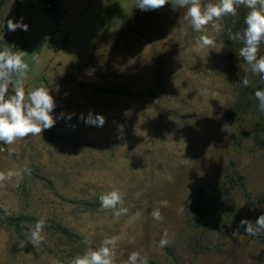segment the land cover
I'll use <instances>...</instances> for the list:
<instances>
[{"label":"rangeland","instance_id":"374dc122","mask_svg":"<svg viewBox=\"0 0 264 264\" xmlns=\"http://www.w3.org/2000/svg\"><path fill=\"white\" fill-rule=\"evenodd\" d=\"M87 2V11L65 18L56 34L44 12L22 7L18 19L5 12V32L28 53L26 102L45 85L58 119L0 153V172L16 173L0 182V264H70L85 251V238L98 247L113 236L114 264L132 251L148 264H264V236L233 235L242 217L255 221L264 213V113L254 96L264 82L247 71L241 42L230 39L245 27L248 9L216 21L221 32L209 25L215 47L197 48L200 34L185 9ZM209 2L217 0H202ZM21 17L28 31H7L6 21ZM64 34L59 51L47 46ZM246 74L250 88L239 82ZM89 112L105 117L102 128L80 119ZM113 189L128 210L119 218L99 204ZM198 190L212 200L206 222L194 211ZM155 208L160 221L150 215ZM38 218L47 223L33 246ZM161 238L167 246H158Z\"/></svg>","mask_w":264,"mask_h":264},{"label":"clouds","instance_id":"9594fccd","mask_svg":"<svg viewBox=\"0 0 264 264\" xmlns=\"http://www.w3.org/2000/svg\"><path fill=\"white\" fill-rule=\"evenodd\" d=\"M134 5L141 11H155L165 6L173 9H185L184 18L190 23L192 31L199 33L196 40L197 48L215 47V40L207 35L210 25L216 32L223 29L216 21L226 17L236 18L241 7L248 9L244 16L245 27L242 30L230 34L233 43L241 42L239 57L243 58L247 65V71L252 75H258L261 82H264V55H259L260 46L264 44V0H217L216 3H202V0H134ZM5 27L9 32L22 30L27 32L29 25L23 20L8 19ZM187 33H185L186 35ZM28 53L24 50L13 51L11 47L0 48V142L4 145H13L18 140L28 136L41 135L45 130H50L57 123V117L53 115L56 108L55 97L45 86L40 85L27 93L24 80L29 71V63L25 60ZM243 87H252L249 75H245L239 81ZM10 88L14 91L10 93ZM258 101V110L264 113V89H257L254 92ZM63 112L60 117H64ZM69 120L71 115L67 117ZM80 119L89 126L103 127L105 117L100 114L89 112L87 117L83 114ZM11 155V149H9ZM16 175L13 171L0 172V182H4ZM100 207L104 210H112V215L119 218L127 213L124 207V196L119 189H113L99 196ZM139 214V213H138ZM150 215L153 219H163L160 209L155 208ZM45 218H38L31 230L30 243L37 246L42 243V235L46 226ZM241 229H244L241 234ZM233 235H247L253 237L264 236V213L260 214L255 221L242 217ZM167 233H164V237ZM82 243L85 251L81 255L71 258L70 264H114L116 258V237H105L98 247H93L92 240L85 238ZM169 241L161 238L158 241L159 247L167 246ZM24 243L19 246L24 247ZM122 264H148L146 256L140 251H132Z\"/></svg>","mask_w":264,"mask_h":264},{"label":"trees","instance_id":"16d2710c","mask_svg":"<svg viewBox=\"0 0 264 264\" xmlns=\"http://www.w3.org/2000/svg\"><path fill=\"white\" fill-rule=\"evenodd\" d=\"M29 8L32 9L34 6L29 3ZM37 8L39 10L44 11L47 13L52 21V31L53 33L57 32V28L60 24V22L64 19V17L67 15V12L60 7L59 0H40L38 3ZM15 15L16 17H19V9L18 7L15 8ZM66 41V35H63L61 40L58 43H55L51 41L50 39H47V46L53 50L54 52L59 51L63 44ZM10 47L13 51H18L17 47L14 44H10ZM84 86V84H82ZM108 91V90H105ZM13 92V89L10 88V93ZM215 201V199H214ZM212 200H208L201 190H198L195 193L194 196V203L198 206L194 208L195 214L198 217L199 220H202V222H206L208 219V214L211 212L210 208Z\"/></svg>","mask_w":264,"mask_h":264},{"label":"crops","instance_id":"0c3cea01","mask_svg":"<svg viewBox=\"0 0 264 264\" xmlns=\"http://www.w3.org/2000/svg\"><path fill=\"white\" fill-rule=\"evenodd\" d=\"M39 1L40 0H0V29H2V33L4 34V37L7 40V46L8 47L10 44H13V42L11 39L12 38L11 35H8L5 32V28H4L5 12H12L16 19H18L20 17V11H21L22 7H27L28 10H30L32 12L33 11L34 12H39V11L44 12V11L39 10L37 8ZM29 3H31L34 6V8L30 9ZM59 3H60V7L67 12V15L64 17V19L72 17V16H76V17L78 15L82 16L87 11V9L90 5L89 4L90 2H87V0H59ZM16 7H18V9H19V17H16V15H15V8ZM45 14H47V13H45ZM64 19L60 22L56 33H58L60 31L59 28L61 27V23L64 21ZM51 24H52V21H51ZM56 33H54V34H56ZM64 35H66V34H64ZM66 37H67V35H66ZM50 40L53 41L52 39H50Z\"/></svg>","mask_w":264,"mask_h":264},{"label":"built area","instance_id":"2783aa9c","mask_svg":"<svg viewBox=\"0 0 264 264\" xmlns=\"http://www.w3.org/2000/svg\"><path fill=\"white\" fill-rule=\"evenodd\" d=\"M5 151V146L2 142H0V153Z\"/></svg>","mask_w":264,"mask_h":264}]
</instances>
